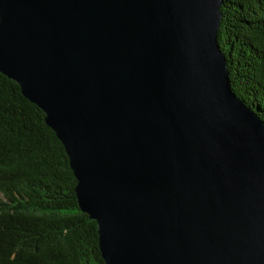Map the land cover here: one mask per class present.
Here are the masks:
<instances>
[{
    "label": "water",
    "instance_id": "1",
    "mask_svg": "<svg viewBox=\"0 0 264 264\" xmlns=\"http://www.w3.org/2000/svg\"><path fill=\"white\" fill-rule=\"evenodd\" d=\"M224 0H0V73L56 133L104 264H264V122Z\"/></svg>",
    "mask_w": 264,
    "mask_h": 264
},
{
    "label": "trees",
    "instance_id": "2",
    "mask_svg": "<svg viewBox=\"0 0 264 264\" xmlns=\"http://www.w3.org/2000/svg\"><path fill=\"white\" fill-rule=\"evenodd\" d=\"M220 11L231 89L264 122V0H224ZM76 185L42 110L0 73V264H104Z\"/></svg>",
    "mask_w": 264,
    "mask_h": 264
}]
</instances>
